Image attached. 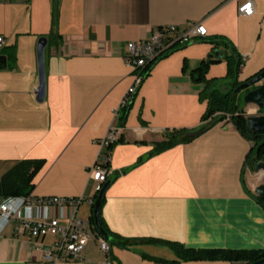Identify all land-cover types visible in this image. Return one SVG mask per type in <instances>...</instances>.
Returning a JSON list of instances; mask_svg holds the SVG:
<instances>
[{
  "label": "crops",
  "instance_id": "obj_1",
  "mask_svg": "<svg viewBox=\"0 0 264 264\" xmlns=\"http://www.w3.org/2000/svg\"><path fill=\"white\" fill-rule=\"evenodd\" d=\"M253 3L254 14L244 17L236 0L0 2L4 38L0 55L6 56L1 53L4 48L16 52L15 63L7 58V68L0 71V179L20 161L43 160L33 180L34 196L94 199L90 169L99 157L96 141L116 127L121 135L110 150L107 182L111 183L102 206L103 221L116 237L193 249H264V208L255 194L264 185V171H255L252 142L229 118L191 142L149 156L166 134L204 124L205 85L195 81L191 71L211 53L207 40L222 37L241 59L248 56L239 81L264 68V0ZM188 22H202L206 38L176 45L153 65L120 127L118 110L135 77L124 60L128 43L149 38L156 27L184 29ZM51 32L56 35L50 39ZM41 37L48 39L46 97L38 102ZM219 50L222 54L210 65L208 80L226 77L224 50ZM255 108H249L248 114H254ZM68 213L66 207L58 210L61 223H66ZM91 213L88 203L79 210L84 219H90ZM36 245L38 240L29 234L17 236L8 228L0 236V264H39L42 253ZM110 255L112 264L177 260L174 250L163 243L111 245ZM104 260L94 239L81 260L59 264H103Z\"/></svg>",
  "mask_w": 264,
  "mask_h": 264
},
{
  "label": "built area",
  "instance_id": "obj_2",
  "mask_svg": "<svg viewBox=\"0 0 264 264\" xmlns=\"http://www.w3.org/2000/svg\"><path fill=\"white\" fill-rule=\"evenodd\" d=\"M11 0H0L9 2ZM239 2L238 13L244 17L254 14L253 0H236ZM207 30L202 22H188L184 29L169 25L156 27L147 39L129 42L124 57L126 65L135 73L134 82L122 100L120 109L127 106L140 88L143 70L157 57L178 44H189L206 38ZM4 38L0 36V48ZM248 56H242V63ZM242 65V66H243ZM119 111V110H118ZM121 130L111 127L105 137L96 141L99 146V157L90 169V178L95 182L97 195L107 182L111 170V147L118 143ZM84 203L94 204V199L63 197L28 196L3 198L0 202V236L8 228L14 235L29 234L38 240L36 249L42 253L39 264H59L65 261L81 260L82 254L91 240L97 239L100 250L105 255L103 264H112L110 245L97 232L90 219L79 216ZM66 207L69 211L66 223H61L58 210ZM49 239L48 242H45ZM40 240V241H39Z\"/></svg>",
  "mask_w": 264,
  "mask_h": 264
},
{
  "label": "trees",
  "instance_id": "obj_3",
  "mask_svg": "<svg viewBox=\"0 0 264 264\" xmlns=\"http://www.w3.org/2000/svg\"><path fill=\"white\" fill-rule=\"evenodd\" d=\"M53 24L56 25V19L53 20ZM55 35L56 33L51 32L50 39ZM206 42L211 44L213 47L211 53L206 59L202 60L194 70L191 71L195 81L204 83L205 85V89L201 94V100L207 101V109L202 119L204 124L193 129L174 130L166 134V140L158 144L149 156L166 151L178 144L191 142L197 137L204 134L210 128L216 126L226 118H229V120L234 124L238 131L252 142V152L256 156L255 163L264 161V135H253L249 132L246 125V117L243 115V112H241V108H243L245 104H243L242 107H240L239 104V95L241 93H244L246 95L248 92L256 89L257 87L253 86L248 90L239 92L238 94L234 93L235 89L238 86L252 80L256 76L261 74L264 71V68L253 76L245 79L244 81H239V74L241 72L243 63L241 56L237 53L235 47L229 44L230 42L222 37L211 38ZM221 48L224 50V54L222 55L221 59H223L227 63L226 77L222 79L208 80L206 78L208 69L210 65L216 63L217 60L215 57V52L216 50H219ZM174 50L175 46L170 50L162 53L153 62L146 66V68L143 70L144 77L147 76L150 69L160 58H163L165 55H169ZM1 53L7 56L9 61L12 62V65L15 63L16 52L14 48H4L1 50ZM130 107L131 102L127 106L119 109L118 120L120 122V127H124L126 117L130 111ZM261 112L264 113V110H261ZM209 119L210 121L208 122ZM141 162L142 160H139L136 165L140 164ZM43 164V160H23L16 163L14 167L10 171L5 173L0 179V197H20L28 196L33 193V180ZM251 164L254 167V163ZM95 199L96 195L94 197V201ZM104 201L105 197L102 199L100 207V220L104 230L112 237V240L108 242L110 246H129L138 243H163L171 247L177 255V260L175 261L157 259V261L168 264H180L182 262L189 261H228L241 264H251L264 258V249L250 251L193 249L187 248L179 243L160 242L158 240L152 239L132 241L122 240L121 238L116 237L107 228L106 224L103 221L102 206ZM258 201L264 208V200L258 199ZM90 222L94 224L93 210L91 213Z\"/></svg>",
  "mask_w": 264,
  "mask_h": 264
},
{
  "label": "water",
  "instance_id": "obj_4",
  "mask_svg": "<svg viewBox=\"0 0 264 264\" xmlns=\"http://www.w3.org/2000/svg\"><path fill=\"white\" fill-rule=\"evenodd\" d=\"M48 39L46 37H41L38 40L37 44V58H38V76H39V85L36 90V100L38 102H43L46 97V72H45V57L44 52L47 46ZM222 54L221 50H216L215 57L220 58ZM7 68V57L0 55V71L5 70ZM257 87L254 90L248 92L244 97L245 106L241 108V112L245 116L246 108L249 106H255L259 110H264V71L253 78L252 80L245 82L238 86L234 93L238 94L239 92L250 89L251 87ZM246 125L249 132L253 135H264V115L255 116L249 115L246 116ZM151 154V153H150ZM256 157V156H255ZM252 163H254V169L256 172L264 171V161L256 162L255 158ZM142 160V159H140ZM111 181L106 182L101 191L96 195V199L93 204V220L94 226L100 234V236L110 242L112 237L104 230L101 220H100V207L102 203V199L105 197L106 191L110 185ZM255 194L258 198L264 200V185H261L255 191ZM251 264H264V258L261 260L251 263Z\"/></svg>",
  "mask_w": 264,
  "mask_h": 264
},
{
  "label": "rangeland",
  "instance_id": "obj_5",
  "mask_svg": "<svg viewBox=\"0 0 264 264\" xmlns=\"http://www.w3.org/2000/svg\"><path fill=\"white\" fill-rule=\"evenodd\" d=\"M239 96H240L239 104H240V107H242L243 104H244L243 101H244L245 94H244V93H241ZM252 115L260 116V115H264V113H262L261 110H259V109L256 107V108H255V112H254V114H252ZM246 116H249V114H247V112L245 111V117H246ZM254 157H255V155H254V153H253L251 159L253 160Z\"/></svg>",
  "mask_w": 264,
  "mask_h": 264
},
{
  "label": "bare ground",
  "instance_id": "obj_6",
  "mask_svg": "<svg viewBox=\"0 0 264 264\" xmlns=\"http://www.w3.org/2000/svg\"><path fill=\"white\" fill-rule=\"evenodd\" d=\"M252 107H255V106H249V107L246 108V112H247V114H248V109H249V108H252Z\"/></svg>",
  "mask_w": 264,
  "mask_h": 264
}]
</instances>
